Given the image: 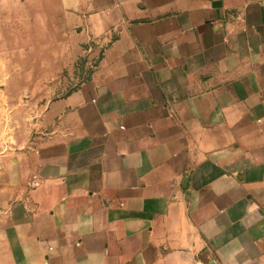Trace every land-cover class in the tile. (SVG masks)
Masks as SVG:
<instances>
[{"label":"crops","instance_id":"crops-1","mask_svg":"<svg viewBox=\"0 0 264 264\" xmlns=\"http://www.w3.org/2000/svg\"><path fill=\"white\" fill-rule=\"evenodd\" d=\"M28 1L99 59L0 154V264H264V0Z\"/></svg>","mask_w":264,"mask_h":264},{"label":"rangeland","instance_id":"rangeland-1","mask_svg":"<svg viewBox=\"0 0 264 264\" xmlns=\"http://www.w3.org/2000/svg\"><path fill=\"white\" fill-rule=\"evenodd\" d=\"M39 1L36 0V4ZM20 4L23 9L14 10L16 15L13 14L12 22L5 26V53L6 48L22 45L20 37L33 33L38 38L43 30L50 32L51 46L48 41L45 44L37 39L33 56L5 55L0 59L3 63V73L0 74V154L16 148L22 136L40 132L48 104L64 97L86 80L99 59L98 51L94 55L88 52L73 54L75 41L70 30L66 33V40L63 37L58 39L60 16L56 8L51 9L52 14L48 17L43 9L36 7L30 18L27 17L32 7L29 1L20 0Z\"/></svg>","mask_w":264,"mask_h":264}]
</instances>
